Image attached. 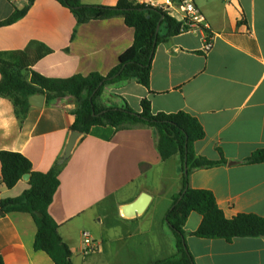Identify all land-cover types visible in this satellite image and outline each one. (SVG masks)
I'll return each instance as SVG.
<instances>
[{"label":"crops","instance_id":"obj_1","mask_svg":"<svg viewBox=\"0 0 264 264\" xmlns=\"http://www.w3.org/2000/svg\"><path fill=\"white\" fill-rule=\"evenodd\" d=\"M82 1L114 6L119 0ZM192 1L207 19V36L194 28L160 42L149 86L136 80L110 84L101 101L141 111L146 98L154 112L186 111L198 118L205 137L195 143L196 153L227 162L196 168L190 186L213 191L228 217H264V162L247 161L264 148V0ZM26 5L30 8L24 17L0 27V52L45 76L107 75L133 44L135 30L123 16L79 24L70 8L57 0H0V20ZM172 15L182 19L180 12ZM207 40L213 42L208 50ZM76 105L71 96L49 103L46 99L42 107L31 105L21 121L12 100L0 96V150L21 152L36 171L59 170L60 184L49 210L72 250L73 264H142V221L158 214L161 223L166 222L174 196L182 190V159L175 155L163 160L157 132L149 126H93L88 134H80L69 152ZM28 187L22 178L8 188L0 163V198L16 197ZM201 221L202 215L194 211L185 224L196 264H264V236L203 238L194 234ZM83 231L98 244L86 258ZM36 233L30 213H3L0 256L5 264H56L34 248ZM174 238L172 231L170 244L159 246L175 245L172 256L178 254Z\"/></svg>","mask_w":264,"mask_h":264},{"label":"trees","instance_id":"obj_2","mask_svg":"<svg viewBox=\"0 0 264 264\" xmlns=\"http://www.w3.org/2000/svg\"><path fill=\"white\" fill-rule=\"evenodd\" d=\"M57 1L70 8L79 24L123 16L126 24L135 30L133 44L120 55L117 65L107 75L92 72L66 78L48 77L27 69L12 59L4 58V53L0 52V96L12 100L17 117L24 120L31 107L29 99L34 94H45L48 103L71 96L77 104L73 111V130L88 134L97 125H110L117 129L149 126L157 132V149L163 160L175 155L181 157L182 190L174 196L165 217L176 236L178 254L155 260L151 264H196L187 244L185 230L188 216L194 211L202 215V221L194 232L196 236L228 241L236 237L264 236L263 216L238 213L228 217L219 206L213 191L190 186V175L196 168L227 162L224 157L215 161L196 153L195 143L205 137V130L198 118L186 111L154 112L151 101L146 98L141 101V111H136L128 104L112 106L101 101L105 87L110 84L136 80L149 86L157 45L187 30L182 20L160 8L135 0H119L114 6L86 4L82 0ZM29 8L30 5L16 7L9 17L0 20V27L18 21L27 14ZM163 28L166 29L165 33H162ZM247 161L264 162V148L254 151ZM0 163L3 182L8 188L14 187L24 174H30L29 187L22 194L0 198L4 213H30L37 225L34 248L45 251L56 264H73L72 250L64 241L59 231L60 225L49 210L60 184L59 170L52 168L48 172L36 171L30 159L17 151L0 150ZM0 264H5L2 256Z\"/></svg>","mask_w":264,"mask_h":264},{"label":"built area","instance_id":"obj_3","mask_svg":"<svg viewBox=\"0 0 264 264\" xmlns=\"http://www.w3.org/2000/svg\"><path fill=\"white\" fill-rule=\"evenodd\" d=\"M14 4H27L30 0H9ZM138 3H145L154 7L160 8L171 15L174 12L182 14L183 25L188 27L187 30L198 28L202 29L206 36L209 30V24L205 15L200 8L192 0H135ZM213 45L212 40L206 41V50L210 49ZM98 247L97 242L92 237L89 231H83V247L82 255L84 258L88 257ZM88 264V263H86Z\"/></svg>","mask_w":264,"mask_h":264},{"label":"rangeland","instance_id":"obj_4","mask_svg":"<svg viewBox=\"0 0 264 264\" xmlns=\"http://www.w3.org/2000/svg\"><path fill=\"white\" fill-rule=\"evenodd\" d=\"M142 224L146 225V228L142 230V264H151L160 256L170 257L175 253V245L174 247H159L161 243L170 244L172 229L167 222L161 223L158 214L153 218H144ZM174 239H176V236ZM164 248H166V253L163 252Z\"/></svg>","mask_w":264,"mask_h":264},{"label":"water","instance_id":"obj_5","mask_svg":"<svg viewBox=\"0 0 264 264\" xmlns=\"http://www.w3.org/2000/svg\"><path fill=\"white\" fill-rule=\"evenodd\" d=\"M160 27V25L158 26ZM45 100H46V95L45 94H42V93H37V94H34L30 97L29 101H30V104L31 105H34V106H37V107H42L45 103ZM81 132L77 131V130H74L73 133H72V136L70 138V141H69V144H68V151L70 152L73 148V146L75 145L76 143V140L77 138L80 136ZM30 178V174L29 173H26L23 175V179L25 180H29ZM132 208L133 207H137L138 210H141V208L143 209V205L142 207L141 206H135L136 204H132ZM4 213L2 207L0 206V216Z\"/></svg>","mask_w":264,"mask_h":264}]
</instances>
